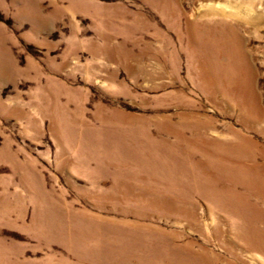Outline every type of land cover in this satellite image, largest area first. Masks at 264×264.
I'll return each instance as SVG.
<instances>
[{"label":"rangeland","instance_id":"rangeland-1","mask_svg":"<svg viewBox=\"0 0 264 264\" xmlns=\"http://www.w3.org/2000/svg\"><path fill=\"white\" fill-rule=\"evenodd\" d=\"M263 117L264 0H0V264H264L220 163Z\"/></svg>","mask_w":264,"mask_h":264},{"label":"bare ground","instance_id":"bare-ground-1","mask_svg":"<svg viewBox=\"0 0 264 264\" xmlns=\"http://www.w3.org/2000/svg\"><path fill=\"white\" fill-rule=\"evenodd\" d=\"M258 16H262L261 13H258ZM241 39L242 36L234 25H223L217 28L209 26L199 30L200 48L205 54H209L211 60L205 64L203 69H208L207 73L211 74L214 72L213 67L219 65L218 62L224 61L228 64H234L231 65L232 68L228 73L242 78L252 77L255 68L246 53V49L241 45ZM203 59L206 58L203 57ZM240 87L241 83L238 84V88ZM233 134L238 137V141L222 142L227 154L223 155L220 163L229 165V169H231L230 175L234 179L231 188L236 191V203L221 204L237 208L238 215L244 219L245 224L250 229L249 231L252 232L253 227L251 226L255 221L264 224V203H259L264 202V143L258 141L256 137L244 136L237 130H233ZM255 147L258 148L254 149ZM235 153L237 156H233ZM219 170L223 172V167L221 166ZM211 191L216 193L214 190ZM151 204L155 205L158 210H165L170 213L176 207V203ZM246 248L257 249L264 254V246L257 247L249 244V246L246 245Z\"/></svg>","mask_w":264,"mask_h":264}]
</instances>
